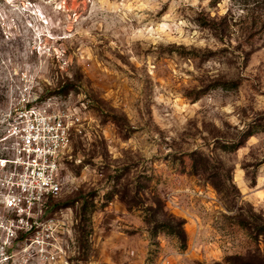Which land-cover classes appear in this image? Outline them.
<instances>
[{
  "label": "rangeland",
  "instance_id": "1",
  "mask_svg": "<svg viewBox=\"0 0 264 264\" xmlns=\"http://www.w3.org/2000/svg\"><path fill=\"white\" fill-rule=\"evenodd\" d=\"M253 8L0 0V117L31 86L82 124L48 210L56 224L40 244L0 249V264L264 262V232L240 224L264 226V27L249 29L264 9ZM223 17L220 34L210 26ZM172 219L185 248L156 232Z\"/></svg>",
  "mask_w": 264,
  "mask_h": 264
},
{
  "label": "built area",
  "instance_id": "2",
  "mask_svg": "<svg viewBox=\"0 0 264 264\" xmlns=\"http://www.w3.org/2000/svg\"><path fill=\"white\" fill-rule=\"evenodd\" d=\"M25 78V77H24ZM0 117V249L40 244L56 224L48 210L62 193L65 163L81 132V117L41 100L31 86Z\"/></svg>",
  "mask_w": 264,
  "mask_h": 264
},
{
  "label": "trees",
  "instance_id": "3",
  "mask_svg": "<svg viewBox=\"0 0 264 264\" xmlns=\"http://www.w3.org/2000/svg\"><path fill=\"white\" fill-rule=\"evenodd\" d=\"M244 1L245 4H248L250 2L254 3V9L257 8H261L264 9V0H242ZM263 22L260 24L258 23V20H256V18L253 20L252 25L249 27L250 29V36H253L255 33L254 30H258L260 26L264 27V19L262 20ZM205 25H209V24H205ZM229 23H228V19L227 17H223L221 18V21L218 23L217 21L213 22V26L211 25L210 27H212L213 29L217 30L220 34H225V32L228 30L229 27ZM256 133V131L254 130H250L247 132L246 134V140L251 137L252 135H254ZM244 142H239L235 145V147H240L241 145H243ZM217 189L219 188V186L216 184ZM240 224L245 227L246 229H254L257 228L256 230V236L263 234L264 232V226L262 224H256L254 222L249 221L248 219H241L240 220ZM161 231H165L170 235H175L181 242V246L183 248L186 247L187 245V236L184 230V221L183 220H175L172 219L168 222H162V223H157L156 225V232L158 230ZM236 259H241L239 257H236ZM235 264H256L250 260H241V262H234ZM258 264H264V262L259 261Z\"/></svg>",
  "mask_w": 264,
  "mask_h": 264
}]
</instances>
